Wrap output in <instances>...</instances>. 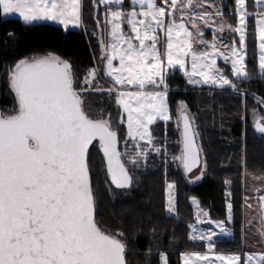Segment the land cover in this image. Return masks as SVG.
<instances>
[{"label": "snow or ice", "instance_id": "obj_1", "mask_svg": "<svg viewBox=\"0 0 264 264\" xmlns=\"http://www.w3.org/2000/svg\"><path fill=\"white\" fill-rule=\"evenodd\" d=\"M205 2L131 0L130 10H124V0H99L107 6L103 21L96 19L104 64L102 70H85L83 87L74 65L51 53L20 58L8 68L15 103L0 111V264H126L125 233L105 229L96 218L91 146L99 145L107 176L118 189L132 184L128 165L146 160L149 150L167 156L166 142L157 140L153 125L171 119L169 70L179 68L194 85L239 91L217 67L216 57L230 62L232 76L250 78L245 61L250 15L258 17L259 68L264 74V11L249 13L246 0H235L238 23L233 28L224 21L217 0L209 5L211 11ZM82 9L83 0H0L4 16L18 14L28 24L53 21L65 29L82 23ZM213 25L209 41L204 30ZM227 31L239 34L238 46L224 41ZM102 78L112 86L102 88L97 83ZM93 92L114 98L119 119L86 100ZM177 113L181 148L172 160L191 173L200 164L198 134L183 101ZM253 116L255 128L264 133V117L255 110ZM125 122L123 136L119 129ZM174 188V183L167 184L170 212ZM262 191L256 189L264 235ZM192 202L199 206L195 197ZM227 207L231 221L232 203ZM207 215L200 210L198 222ZM209 222L218 227L225 223ZM189 227L194 233L190 238L208 241V248L182 253L183 264H264V250L220 253L213 243L215 232L197 233L196 225ZM159 255L168 264L167 254Z\"/></svg>", "mask_w": 264, "mask_h": 264}, {"label": "trees", "instance_id": "obj_2", "mask_svg": "<svg viewBox=\"0 0 264 264\" xmlns=\"http://www.w3.org/2000/svg\"><path fill=\"white\" fill-rule=\"evenodd\" d=\"M97 13L98 6L96 9L92 0H83L82 25L94 27ZM247 22L246 60L250 78L235 81L239 91L224 95L214 92L211 95L202 90L205 87L185 85L181 76L173 81L176 90L171 91L170 95L184 101L194 112L198 124L207 162L206 175L200 182L187 185L181 169L172 160L178 149L172 119L167 122L158 121L153 125L157 140L161 144L166 142L167 156L149 151L146 160H141L136 166L128 165L132 172V184L126 190H117L120 192L118 194H114L108 186L99 152L90 150L96 218L105 229L125 233L126 264H159L160 252L167 254L168 264H178L180 252L203 248L202 242H193L188 238V223L193 220L189 204L191 195H195L200 205L206 207L215 219L224 218L225 200L229 198L233 205L230 224L232 239L221 243L219 248L224 252L240 249L241 172L243 168L264 172L263 139L248 130L243 142L240 139L244 130L240 120L242 101L250 107L255 102L249 95L264 100V75L256 71L253 15L248 17ZM45 50L71 61L79 79L92 66L93 57L100 52L98 43L94 45L92 39L87 42L82 28L65 30L48 22L28 24L19 18L0 14L1 110L9 109L14 103L4 82L7 65ZM170 106L173 110L171 98ZM120 132L123 135L122 127ZM167 181L175 184L176 216L173 217L165 213Z\"/></svg>", "mask_w": 264, "mask_h": 264}, {"label": "rangeland", "instance_id": "obj_3", "mask_svg": "<svg viewBox=\"0 0 264 264\" xmlns=\"http://www.w3.org/2000/svg\"><path fill=\"white\" fill-rule=\"evenodd\" d=\"M92 1L94 2L96 9L98 6L97 18H99L101 21H103L104 14L107 10V6L100 4L99 0H92ZM217 2H219L222 5L223 12H224V16H223L224 21L226 22V24H231L232 27L234 28L238 23V14L235 11V8H236L235 0H217ZM212 3H213V0H206V2H205V7L208 8V10H210V11L212 10V8H210L209 5ZM131 6H132L131 0H124V4H123L124 10H130ZM246 6H247V11L249 13H255L257 11H264V2H261L258 4L257 0H246ZM112 7L115 8L116 6L112 5ZM137 8H138V6H137ZM1 15L4 16L3 14H1ZM4 17L19 18L18 14H9L8 16H4ZM19 19H21V18H19ZM257 19H258V17L253 15L254 32H255V40H254L255 41L254 42L255 47H254V49H255V57H256V71L260 75H264L261 73V69L259 68L260 47H259V38H258V33H257V28H256V20ZM34 22L53 23V24H56V25L62 27L63 29H65L63 25H60L57 22H53V21H34ZM246 23H247V30H248L247 20H246ZM189 27H191V26L189 25ZM215 27L216 26L213 25V27L206 28L204 30L205 38L207 40H209V41L212 40V38H213L212 34H213V31L215 30ZM79 28H82V31L85 35L87 42L89 43L90 39L94 40V45H95V43L96 44L98 43L99 50H100L99 54L95 55L93 57V64L88 69H91L93 67H97V68L102 70L104 62L101 59L102 53H101V45L99 43L100 29L97 28L96 23H95L94 27L83 26L81 23L79 26L70 25L67 29H79ZM247 30H246V55H245L246 68H247V60H246V56H247ZM89 34L91 35V38H89V36H90ZM223 39L226 43H232L233 41H235L236 45L238 46L239 34L235 33L234 31H227L224 34ZM49 53H51L53 55H57V54H54L53 52L45 50V51L36 52L33 55H29V56H41V55H46ZM216 59H217V67L220 68L229 79H232L234 82L238 79H242V78H236V77L232 76L230 62H225L223 57H216ZM74 70H75V67H74ZM84 74L80 77L81 87L84 86L83 85ZM177 76L182 77L185 85L194 86V87H205L202 90H205V93H209L211 95L214 92H217L219 94L221 93L224 95L228 92L235 91L232 88H230L229 86H225L224 88H220V87H217L214 85H204V84H195L194 85V84H191L188 82L187 77L184 75V73L179 68L169 70L168 80H167V82L169 84V105H170V98H171L173 105H174L173 110H171V106H170L171 119L174 121V127H175V130L177 133L176 136H177V141H178V149H177L176 155L179 154L180 148H181V145L179 143V141H180V132H179L180 127H178L177 106H178L179 102H181L183 100L181 98H177L176 96H172L170 94H172L171 91L176 90V84H174L175 82H173V81L176 79ZM4 82H5V86H6L8 93L11 95V97L14 101V94L11 92L10 87H9L7 67L4 70ZM97 83L102 88H105V89L112 86L111 81L108 80L107 78L99 79L97 81ZM249 97L252 98L253 102H255V103H253V106H250V107H247V103H245L244 100L241 103L240 120L243 123V128H244L242 137L240 138L241 142H243V140L245 139V135H246L245 132L247 130L249 131V133H252L255 136L260 137L264 141V133L263 134L256 133L253 129L254 120H255V118L253 116V110H255L259 116L264 117V104H261L260 103L261 100L255 96H253V95H249ZM101 98H103V102H101V100H102ZM86 100L88 102H90L94 108L96 106L101 107V105H103L107 112H111L112 115L116 119H119L118 106L115 104L113 97H109L107 94H99V93L93 92L91 95L86 96ZM96 102H98V103H96ZM13 105H14V103H13ZM13 105H12V107H13ZM187 108H188L189 115L194 118V125H193L194 130L198 134L196 136V143H197L198 150H199L200 164H199L198 170L196 171L195 174L186 175L184 173L182 165H180L178 162H175V163H176V166L179 167V169H181V171L183 173L184 181L186 182V184L189 186H192L195 183L200 182L202 180V178L206 175L207 162L205 159V155H204L199 131L197 129L198 124H197V121L195 118V114H194V112L191 111V109L188 106H187ZM0 111H4V110L0 109ZM158 121L165 122L163 120H158ZM246 125L248 126V128ZM121 127L123 130V136H126V132H127L126 122L123 125H121ZM130 148H131V146H130ZM92 149H95L99 152V150L96 149V145L91 146L90 150H92ZM149 151H151V150H149ZM102 165H103V163H102ZM103 169H104V165H103ZM104 172H105V170H104ZM197 177H199V179H197ZM258 178H264V172L255 171V170L254 171L253 170H247V169L245 170L244 168L242 169V172H241V189H240V192H241V202H240V211H241V219H240L241 220V230L240 231H241V235H240V244H239L240 249H237V250L232 251V252H224L222 250V248H219V246H221V243H223L224 241L232 239V231H231V227H230L231 221L228 220V207H227L228 203H231L229 198H227L225 200V216H224V218L215 219L210 215V213L206 207H203L202 205H200V203H199L198 207L196 204H193V202H192L193 197H195L196 200L199 202V199L195 195L189 196V204L192 207L193 220L188 223V238H189V240H191L193 242H202L203 243L202 244L203 248L201 250H192V251H207V248H208V241H206V240L201 241L199 239L192 240L190 238L191 235H193L194 233H193L192 228L189 226L193 225V224L196 225L197 233L208 232V231H212V232L216 233V235L213 237V243L215 244L216 250L220 253L232 254V253H237V252H239V253L251 252V251L259 252V251L264 250V248L261 247V245L264 244V235L261 234L262 225H261L259 217H258V200H257L258 193L256 192V189H264V179H258ZM168 183H173V182L167 181L165 183V213H166V215L173 217V216H176L175 188H174L173 193H172L174 196V211L170 212L168 210V190H167V184ZM110 190L114 194L120 193V192H117V190H114L112 188H110ZM259 194L264 195V191L260 192ZM246 197H247V201H246ZM248 205H250V207ZM200 210H203L204 212H206L208 214L206 217H201V220L203 222H198V220H197V213ZM221 220L225 222L224 225L221 227L225 228L226 231H222L221 227H218L216 224L209 222V221H221ZM249 221H251V223H249ZM184 252H191V251L180 252V254L178 256V264H183L181 254ZM158 257H159V264H163V262L160 260V255Z\"/></svg>", "mask_w": 264, "mask_h": 264}, {"label": "flooded vegetation", "instance_id": "obj_4", "mask_svg": "<svg viewBox=\"0 0 264 264\" xmlns=\"http://www.w3.org/2000/svg\"><path fill=\"white\" fill-rule=\"evenodd\" d=\"M26 57H28V56H26ZM65 59V58H64ZM68 60V59H67ZM12 64H8L7 65V71H8V68L11 66ZM14 94V93H13ZM102 100H103V98H101ZM103 102V101H102ZM14 103H15V100H14ZM95 108H99V109H104V110H106L105 108H104V106L102 105L101 107H99V106H96ZM113 118L114 119H116L114 116H113ZM120 130V129H119ZM180 132V131H179ZM180 140H181V136H180ZM122 142L123 141H121V145H120V147H121V150H123V145H122ZM94 145H96V149H98L99 150V154H100V156H101V159H102V155H101V153H100V149H99V145L98 144H94ZM104 170H105V168H104ZM130 171V170H129ZM130 174L132 175V172L130 171ZM105 176H106V174H105ZM106 179H107V176H106ZM107 183H108V186H109V188H112V189H114V190H126L127 188H123V189H118V188H116V187H113L109 182H108V180H107Z\"/></svg>", "mask_w": 264, "mask_h": 264}, {"label": "water", "instance_id": "obj_5", "mask_svg": "<svg viewBox=\"0 0 264 264\" xmlns=\"http://www.w3.org/2000/svg\"><path fill=\"white\" fill-rule=\"evenodd\" d=\"M253 129H254V131H255L256 133L263 134L262 132H259V131L255 128V122H254ZM181 130H182V124L180 125V136H181ZM197 147H198V146H197ZM100 153H101V155H103L101 150H100ZM198 153H199V150H198ZM199 158H200V156H199ZM198 166H199V165H198ZM198 166H197V168H194L193 171H192L191 173H185V171H184V173H185L186 175H193V174H195L196 171L198 170ZM104 168H105V173H106V167L104 166ZM183 170H184V169H183ZM106 175H107V173H106ZM107 180H108V182L111 184V182H110V177L107 176ZM111 185H112V184H111ZM112 186L115 187L114 185H112Z\"/></svg>", "mask_w": 264, "mask_h": 264}]
</instances>
